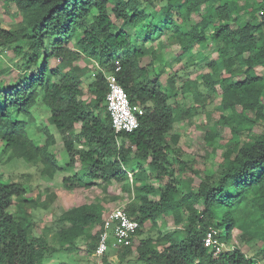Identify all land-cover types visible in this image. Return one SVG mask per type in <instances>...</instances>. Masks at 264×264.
Instances as JSON below:
<instances>
[{
	"label": "trees",
	"instance_id": "obj_1",
	"mask_svg": "<svg viewBox=\"0 0 264 264\" xmlns=\"http://www.w3.org/2000/svg\"><path fill=\"white\" fill-rule=\"evenodd\" d=\"M3 1L16 7L19 18L14 28L0 27V49L12 47L20 59L14 65L16 79L0 81V144L7 161L38 165L41 175L52 178L63 168L52 150L61 137L66 165L74 166L77 157L82 166L63 177L65 188L93 181L121 183L132 193L126 211L139 222L135 236H142L145 222L155 223L164 214L171 215L175 225H183V236L172 230L156 242L141 237L136 252L142 264H253L250 248L243 249L252 240L261 243L257 255H264V77L252 74L255 66H264V0H243L241 11L238 0H163L150 13L145 6L151 0ZM175 10L179 19L174 18ZM242 13L248 22H239ZM192 14L199 20L192 21ZM229 21L237 25L233 28ZM163 36L186 55L193 44L217 43L209 71L180 87L186 93L191 85L195 98L202 100L219 88V122L232 135V146L223 152L224 169L216 179L204 175L196 191L182 180L189 163L169 156L178 142V135L169 131L192 112L168 102L177 93L172 75L165 86L157 79L166 65ZM147 54L151 61L140 66L139 59ZM81 57L94 62L93 72L75 63ZM51 58L58 63L52 65ZM116 63L117 80L129 103L141 109L138 126L131 132L115 133L106 111L104 74L114 71ZM150 66L153 79L148 75ZM9 70L1 69L0 77ZM83 77L89 79L87 88L93 96L89 102L82 99ZM39 106L46 110L47 125L36 121ZM31 126L42 134L40 145L29 135ZM254 127L261 133L247 139ZM216 136L211 128L205 142L212 145ZM76 141L85 148H75ZM30 193L29 185L4 182L0 174V264H43L46 256L58 252L77 253V240L86 238L91 242L85 251L94 255L98 233L90 235L86 227L101 221L98 207L81 204L63 209L50 228L39 229L31 209L46 204L37 203ZM14 198L15 214L8 211ZM209 227L220 229L217 238L227 243L236 230L238 245L213 255L215 249L203 241ZM131 251L132 244L118 253L125 257ZM102 264H108L107 253Z\"/></svg>",
	"mask_w": 264,
	"mask_h": 264
},
{
	"label": "rangeland",
	"instance_id": "obj_2",
	"mask_svg": "<svg viewBox=\"0 0 264 264\" xmlns=\"http://www.w3.org/2000/svg\"><path fill=\"white\" fill-rule=\"evenodd\" d=\"M260 1V0H254ZM165 1L163 0H151L145 6L146 13H150L154 6L162 5ZM238 9L241 11L245 9V4L243 0H238ZM201 11H204L202 7ZM174 18L179 19V15L176 10L173 12ZM198 14H192L191 20H199ZM18 12L13 4L6 3L0 0V27L4 29L14 28L16 22L18 21ZM249 21L247 14L242 13L239 17V22L245 23ZM231 27L237 25L236 22L229 21ZM129 33H133V29L130 26L126 27ZM165 31L167 28L164 29ZM164 46L162 51L163 58L165 61L164 70L157 78L158 81L165 86L167 84V78L173 76V85L177 89V93L168 99L169 103H175L180 111L186 109H191L192 114L186 115L176 121L173 124L172 129L169 133H175L178 135V142L174 145V151H170L169 156L179 157L180 160L189 163L185 165L187 168L183 175L182 180L188 182L193 191H196V187L200 182V179L206 175L211 174L214 179L218 178L221 170L224 169L226 165V159L223 156V152L226 148L232 146V135L228 127L222 125L219 122L220 112L217 109L219 103V88L216 91L210 92V97L207 100H202V98H195L193 88L184 93L181 90V85L183 81H188L192 83L193 81H199V75L209 71L208 63L216 59L217 43H209L208 46L205 44H193L190 54H181V49L178 44L170 43L169 40L163 36ZM134 42L139 43V39L134 37ZM157 42V39L154 43ZM72 42L70 43V45ZM12 47H3L0 49V70L5 67H10L9 72L3 73L0 77V81L3 84L8 83V80L16 79L18 72L14 65L20 63L19 56H16L12 50ZM151 55L147 54L139 59L140 66H146L151 61ZM52 65H56L58 61L54 58L50 59ZM79 66L88 67L91 72L95 70V64L91 60L85 57L79 58L76 62ZM155 66L158 62L153 63ZM169 67H168V66ZM32 73V72H31ZM154 67H148V75L150 78H154ZM252 74L264 77V66H255L252 70ZM83 82L81 87L83 89L82 99L89 102L93 99L87 85L89 79L83 77ZM36 121L39 125L48 124L46 120V110L44 107L39 106L36 111ZM75 133L79 131V125L75 126ZM211 128H215L217 136L214 138V143L209 145L205 142V134L210 131ZM250 136L247 139H253L254 136L261 133L259 127H254L252 129ZM29 135L35 139L37 145L42 142V134L32 126L29 128ZM60 137V136H57ZM246 137V136H245ZM75 148H85L79 141L74 142ZM2 144H0V174L4 182L16 181L29 185L31 188L30 196L37 203L46 204V206H32L31 216L36 223H38L39 229L50 228L53 218L58 215L63 209H68L70 207H76L81 204H87L99 208L103 216L107 211L119 204H126L132 199V193L125 191L122 188V184L111 181L107 185H100L98 181H93L89 185L83 184L82 186L73 184L71 188H65L62 183L63 177L71 176L77 169H80L79 159L76 157L74 166H67L68 157L66 151L62 144L61 137L58 138L57 142L52 147L53 152L56 155L57 162L63 168L55 172L54 176L51 178L46 175L40 174V169L38 165L27 166L22 162L7 161L6 155L1 153ZM191 167V168H188ZM191 169L195 171L192 173ZM167 179V178H165ZM98 182V183H97ZM156 183L155 180H153ZM150 199H154L153 195H149ZM18 199L14 198L8 211L15 214L17 209ZM197 208H201L197 205ZM101 219V221H102ZM100 222L94 223L86 227V232L90 235L97 233ZM178 230L180 235L183 236V225H175L173 223L171 215L164 214L158 217L155 223L147 221L143 225L142 236L141 237H152L153 242L159 235L165 232ZM221 235L225 240H229L226 236L223 228H221ZM238 232L236 230L232 231L231 242L228 244L238 245L236 241V235ZM132 243V251L125 255V257L118 256L114 253V248H109L107 251L108 264H142L137 260L136 246L139 244L141 237L135 236ZM91 242L90 238L85 240L78 239V251L77 253L69 252H58L53 255L52 258L43 260V264H59L61 261H66L71 264H97L93 255L86 253L85 248ZM261 243L258 240L250 241L246 248H250L249 256H255V259L264 263V255H257L260 249ZM111 256V257H110Z\"/></svg>",
	"mask_w": 264,
	"mask_h": 264
},
{
	"label": "built area",
	"instance_id": "obj_3",
	"mask_svg": "<svg viewBox=\"0 0 264 264\" xmlns=\"http://www.w3.org/2000/svg\"><path fill=\"white\" fill-rule=\"evenodd\" d=\"M120 66L116 63L114 71L105 73L107 92L105 94L106 111L110 117L111 126L115 133L131 132L138 126V115L141 109L138 105L129 103L126 92L117 80L116 72ZM130 176V175H129ZM126 204H119L105 213L97 231L98 240L94 249L97 264H102V258L109 248H123L133 243L139 222L134 216L128 215ZM220 229L209 227L204 238L206 247L214 248L213 255L219 252L233 250L236 245L228 244L217 238ZM253 264H264L254 259Z\"/></svg>",
	"mask_w": 264,
	"mask_h": 264
},
{
	"label": "crops",
	"instance_id": "obj_4",
	"mask_svg": "<svg viewBox=\"0 0 264 264\" xmlns=\"http://www.w3.org/2000/svg\"><path fill=\"white\" fill-rule=\"evenodd\" d=\"M248 17V16H247ZM246 22H248V20L246 21ZM83 80V79H82ZM78 124V123H77ZM79 125V124H78ZM75 126H76V124H75ZM76 129V128H75ZM128 175H130L129 173H128ZM129 178H131L130 176H129ZM109 182H111V181H109ZM109 182H106V183H99L100 185H104V188H105V186L107 187V185H109L108 183ZM70 208H72V207H70ZM70 208H68V209H70ZM66 210V209H65ZM136 238V237H135ZM122 248H119V249H113L114 251V253H117L118 254V256L120 255L119 253H118V251H120ZM53 257V256H52ZM52 257H49V256H46V258L47 259H49V258H52ZM111 257V256H110ZM46 258H44V260L46 259ZM61 262H63V261H61ZM60 264V263H59Z\"/></svg>",
	"mask_w": 264,
	"mask_h": 264
}]
</instances>
